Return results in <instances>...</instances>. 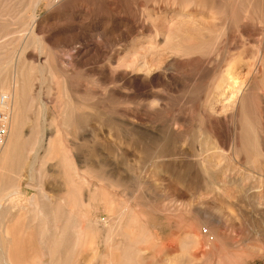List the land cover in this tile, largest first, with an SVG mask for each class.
Returning a JSON list of instances; mask_svg holds the SVG:
<instances>
[{
    "label": "bare ground",
    "instance_id": "bare-ground-1",
    "mask_svg": "<svg viewBox=\"0 0 264 264\" xmlns=\"http://www.w3.org/2000/svg\"><path fill=\"white\" fill-rule=\"evenodd\" d=\"M13 1L0 0V20L7 18L14 22L15 9L10 6ZM41 1L32 0L33 13ZM131 3L127 17L134 27L126 33L119 56L116 55V62L109 68L112 76L108 77L111 80L119 75L123 80L142 84V88L144 85L143 90L147 88L148 101L142 106V118L138 124L126 120L127 126L129 124L134 131L138 129L148 146L150 142L158 143L153 148L145 144L147 149L142 159L154 163L150 175L161 173L166 187L172 188L175 178L189 192L203 187L209 194L200 199L191 195L189 202L171 208L145 205L142 192L141 196H132L139 203L116 202L109 190L121 187V180L112 181L101 171H93L104 186L100 193L92 192L86 182L80 185L71 182L68 174L73 168L67 155H62L57 160L69 172H65L67 178L63 180L66 186L63 201L75 213L79 208L84 213L80 220L71 213L62 234L68 230L75 254L83 251L85 257L87 255L85 264H254L264 261V196L250 194L251 189L238 177L233 181L226 180L228 176L218 179L203 156L192 154L195 141L200 146L205 141L215 144V139H220L224 133L226 140L223 139L235 160L242 156L254 164L257 161L254 153L264 141V134L257 129L261 123L264 125V0H131ZM6 25L3 24V28ZM6 45H0L1 73L18 51L7 53ZM122 79L119 81L123 83ZM164 93L179 98L181 110L186 106L191 111L194 109L196 117L191 118L181 111L171 114ZM0 95V111L11 117L7 140L0 148L1 183L4 172L16 161L22 124L17 93ZM63 109L65 125L79 123L77 110L71 106ZM187 147L189 150L185 152ZM140 172L142 174V170ZM140 191L138 188L137 192ZM215 197L221 198V202ZM98 207L108 215L103 223V234L99 220L92 218ZM159 215L163 216L161 222L157 219ZM202 223H208L205 229L200 226ZM247 227L252 232L247 234L257 238L253 243L239 232ZM171 228L174 231L166 235ZM4 239L0 232V264H39L28 239L12 237L8 253L3 250ZM60 241L61 238L57 240Z\"/></svg>",
    "mask_w": 264,
    "mask_h": 264
},
{
    "label": "rangeland",
    "instance_id": "rangeland-1",
    "mask_svg": "<svg viewBox=\"0 0 264 264\" xmlns=\"http://www.w3.org/2000/svg\"><path fill=\"white\" fill-rule=\"evenodd\" d=\"M57 1L42 0L33 13L32 0H15L10 3L15 9V24L7 18L0 20V30L3 29L0 31V45L7 44L4 51L10 54L18 50L17 57L11 58L10 55L11 61L0 72V87L9 95L17 93L22 103L18 104L22 124L19 152L14 165L4 172L0 183V221L3 224L0 232L5 237L3 250L6 253L11 247L12 237H21L31 242L39 264H85L88 257L83 251L79 255L75 254L68 230L65 235L62 234L65 224L70 222L71 213L77 220L84 218V213L80 208L75 213L63 201L66 195L63 180L67 178L65 172H69L65 171L57 157L67 155L73 168L68 174L71 182L77 185L86 182L92 192L100 193L104 186L94 176L96 171H101L110 180H121V187L109 190L116 202L139 203L132 196L142 192L141 195L146 198L142 199L145 205L171 208L189 202L194 195L200 199L209 193L203 187L196 192H189L175 178L172 179L174 186L166 187L161 173L150 175L149 170L153 169L154 163L142 158L145 149L156 147L158 143L148 141V146L138 129L134 131L129 124L127 126L126 120L138 124L143 114L142 106L148 101L144 85L142 88V84L140 86L138 82L120 77L122 83L119 75L109 80V76H112L109 68L119 56L126 33L134 27L127 17V9L132 6L131 0ZM3 24H7L5 28L8 30H4ZM153 89L157 90L156 87ZM158 90L162 91V88L158 87ZM170 95L173 96L164 93L171 114L176 115L181 111L184 115L188 114L186 116L196 117L194 109L191 111L190 107L183 106L185 108L181 110L179 98L174 95L173 99ZM70 106L79 113V123L76 125L64 124L63 108ZM1 114L7 115L9 122L7 136L0 148L7 140L11 119L9 113L0 111ZM101 120L106 121V124ZM261 125L257 129L264 134V125ZM139 137L143 141L138 143ZM223 138L226 140L224 133L220 139H215V144L205 141L202 147L195 141L192 154H200L204 160L210 161L205 162L209 166L211 164L209 168L213 169V173L216 172L214 175L218 179L223 180L228 176L225 179L233 181L238 177L247 189H251L250 194L254 195L255 192L264 196V145L261 146L264 141L259 143V156L254 153L257 159L254 164L242 156L235 160ZM188 150L187 147L185 152ZM138 188L141 190L139 193ZM215 200L221 202L219 197H215ZM92 218L99 220L98 226L103 234V223L108 215L98 207ZM157 219L161 222L163 216L159 215ZM207 225L200 224L203 229ZM173 231V228L167 230L166 235ZM239 232L243 237L248 236L250 243L257 239L253 234L248 235L252 233L248 227L241 228ZM254 264H264V261Z\"/></svg>",
    "mask_w": 264,
    "mask_h": 264
},
{
    "label": "built area",
    "instance_id": "built-area-1",
    "mask_svg": "<svg viewBox=\"0 0 264 264\" xmlns=\"http://www.w3.org/2000/svg\"><path fill=\"white\" fill-rule=\"evenodd\" d=\"M9 122V117L5 114L0 115V146L3 144L7 136V126Z\"/></svg>",
    "mask_w": 264,
    "mask_h": 264
}]
</instances>
